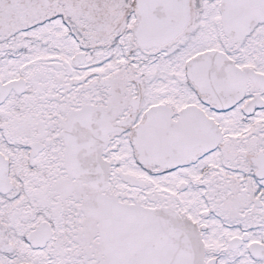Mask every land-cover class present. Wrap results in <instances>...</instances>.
Here are the masks:
<instances>
[{
	"label": "snow or ice",
	"instance_id": "snow-or-ice-1",
	"mask_svg": "<svg viewBox=\"0 0 264 264\" xmlns=\"http://www.w3.org/2000/svg\"><path fill=\"white\" fill-rule=\"evenodd\" d=\"M0 264H264V0H0Z\"/></svg>",
	"mask_w": 264,
	"mask_h": 264
}]
</instances>
